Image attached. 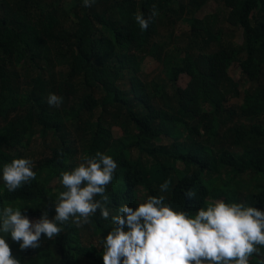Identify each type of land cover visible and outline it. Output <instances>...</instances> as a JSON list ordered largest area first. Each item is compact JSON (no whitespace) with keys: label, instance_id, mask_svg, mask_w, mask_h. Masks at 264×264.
I'll list each match as a JSON object with an SVG mask.
<instances>
[{"label":"trees","instance_id":"trees-1","mask_svg":"<svg viewBox=\"0 0 264 264\" xmlns=\"http://www.w3.org/2000/svg\"><path fill=\"white\" fill-rule=\"evenodd\" d=\"M207 1L95 0L84 7L83 0H0V211L12 206L33 222L42 212L53 220L60 193L51 183L61 181L78 155L98 151L117 164L105 191L110 216L121 205L135 210L140 191L164 196L165 204L193 218L219 193L231 204L264 211V123H242L264 116V0H215L226 23L241 29L239 47L222 41L216 15L196 17ZM141 13L152 17L146 31L135 20ZM178 21L188 33L177 45L172 31L161 36L159 27ZM147 56L165 67L175 84L171 93L166 78L142 79ZM198 57L206 59L203 68ZM233 64L250 85L238 106L226 105L241 97L228 76ZM181 75L190 77L185 88L176 86ZM50 93L62 97L59 107L48 104ZM114 127L123 130L121 138L114 139ZM37 135L50 153L33 162L36 179L9 192L3 166L29 159L24 141ZM164 136L171 147L156 146ZM166 180L169 189L161 192ZM190 189L193 198L185 195ZM73 219L58 223L62 231L51 240L42 234L38 249L22 251L0 236L20 264H103V238L115 225L99 210L89 217L99 233L96 249L83 244L86 224L77 227ZM258 247L263 257L253 254L249 264H264V246Z\"/></svg>","mask_w":264,"mask_h":264},{"label":"clouds","instance_id":"clouds-1","mask_svg":"<svg viewBox=\"0 0 264 264\" xmlns=\"http://www.w3.org/2000/svg\"><path fill=\"white\" fill-rule=\"evenodd\" d=\"M93 3L95 0H83L84 7ZM157 14L153 6L152 16ZM151 18L141 13L135 20L146 31ZM61 103L62 97L49 94L50 106L59 107ZM82 159L71 171L61 173L66 191L58 196L53 220L42 212L33 222L12 206L0 211V232L18 243L20 250L40 248L42 234L51 240L62 231L58 223L67 224L70 218L77 227L90 223L89 217L98 210L102 219H111L115 225L103 238V264H249V258L259 252L257 246H264V211L243 203L217 200L200 208L193 218L165 204L164 196H148L135 210L121 205L119 214L110 216L105 191L117 164L99 151ZM33 167V161L26 158L5 163L2 180L7 190L15 192L36 179ZM170 183L166 180L161 184V192L168 191ZM185 195L193 198L195 191L190 189ZM96 196L102 199H94ZM0 264H20L3 236Z\"/></svg>","mask_w":264,"mask_h":264},{"label":"rangeland","instance_id":"rangeland-1","mask_svg":"<svg viewBox=\"0 0 264 264\" xmlns=\"http://www.w3.org/2000/svg\"><path fill=\"white\" fill-rule=\"evenodd\" d=\"M216 15V21L215 22V29L216 30H221L222 32V41L224 43H228L229 45H233V46H237L239 47L241 45L242 42V31L239 28H235V27H231L230 25H228L225 21V9L223 8L222 4L219 1H215V0H209L207 1V3L196 13V17L199 19H202L208 15ZM170 31H172L173 35H175V44L178 43H182L183 39L182 37L188 33V26L185 22L183 21H178L174 27H172L171 29H167L166 26H161L159 27V34L161 36H163L164 34H168ZM157 40V38H156ZM178 45V44H177ZM197 66L200 67H204L206 66V59L204 60L203 57H198L197 58ZM60 70V69H58ZM19 71L21 72L22 75V79L21 81H24L26 84L28 82V79L25 77V70H23L22 68H19ZM228 76L231 79V81L233 83H238V90L241 92V97L239 98H233L231 100H229L227 102L226 105L228 106H238L241 105L244 101V96H245V91L248 90V88L250 87L249 83H247L243 77L241 76L238 64H233L230 66V68L228 69ZM141 77L142 79L146 82V83H150L152 81H154L155 79H159V78H166L167 80V86L166 91H168L169 93H171V91L173 90V86H175V84H172V81L167 79V74H166V69L165 67L159 63L158 61H156L155 59H153L152 57L147 56L141 65ZM190 81V77L187 75H181L176 83L177 87H181V88H185L187 86V84ZM124 83V82H123ZM27 86V85H26ZM24 85V87H26ZM124 86V85H123ZM99 97V96H98ZM97 115H99V112L97 113ZM96 115V116H97ZM16 115H13L11 117H15ZM3 118L0 117V125H4L3 124ZM121 122V119H119V123ZM264 123V116H261L257 119H243L242 123H244L247 126H250L254 123ZM123 130L120 127H114L113 128V137L114 139H119L123 136ZM186 133H184L185 135ZM54 136L51 135L50 139L53 138ZM50 139H49V143H50ZM181 141H185V138L181 139ZM48 143V144H49ZM157 147H171V145L173 144V140L168 137V136H164L161 137L159 140H157L155 142ZM24 145L25 148L28 150V155H29V159H31L33 162L37 161L38 159H40L41 157H44L46 155H49L50 150L48 149V145L46 143H44L40 136L37 135L36 138L32 139L31 141H24ZM234 150H238V149H234ZM136 151V150H135ZM135 155V154H134ZM83 159L81 157V155H78L73 161H72V165L77 166L78 164L82 163ZM73 166H71L70 171L74 168ZM249 175H244L243 177L246 179L248 178ZM257 180L262 181V177H257ZM51 186L55 188V191L61 193L62 189L64 188L61 184V181L56 179L55 181H53L51 183ZM245 194H249L248 191H244ZM139 198H140V202H143L144 200L147 199V196L145 193H143L142 191H140L138 193ZM242 196V192L240 193V198ZM227 197L228 194L227 193H219L217 196H215L214 198L210 199V203L217 201V200H223L225 203L227 204H231L230 202H227ZM86 231H84L82 233V242L85 246L89 247L90 245H93L96 249H99L101 247V244L99 243V237L97 236L99 233L94 229V227L91 225V223L86 224ZM258 247V246H257ZM258 254H254L256 256H260L263 257V254L261 252V250L258 247ZM253 256V255H252ZM252 256L249 258V260L252 258Z\"/></svg>","mask_w":264,"mask_h":264}]
</instances>
